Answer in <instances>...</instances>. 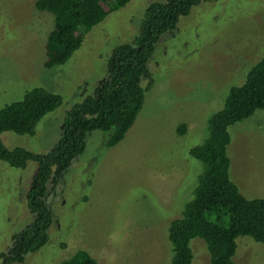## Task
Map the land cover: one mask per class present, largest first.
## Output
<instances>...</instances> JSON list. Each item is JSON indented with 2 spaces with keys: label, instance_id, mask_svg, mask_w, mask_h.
I'll use <instances>...</instances> for the list:
<instances>
[{
  "label": "rangeland",
  "instance_id": "374dc122",
  "mask_svg": "<svg viewBox=\"0 0 264 264\" xmlns=\"http://www.w3.org/2000/svg\"><path fill=\"white\" fill-rule=\"evenodd\" d=\"M34 1L0 0V108L35 86L62 101L33 133L9 130L0 137L8 148L42 153L59 138L66 110L108 77L112 48L138 34L146 5L164 0H129L85 33L67 61L50 68L43 62L52 14L35 9ZM263 41L264 0L202 1L180 17L147 60L153 83L133 124L111 147L108 132L92 130L59 181L47 183L44 200L54 217L48 240L17 264H56L77 249L98 264H168V224L181 215L202 172L188 150L204 140L208 117L244 81ZM228 131L229 177L245 197H264V108ZM35 171L32 160L23 168L0 161V251L32 219L26 193ZM236 244L234 261L264 264V244L247 235ZM190 246L192 264H208L204 240L194 237Z\"/></svg>",
  "mask_w": 264,
  "mask_h": 264
},
{
  "label": "trees",
  "instance_id": "16d2710c",
  "mask_svg": "<svg viewBox=\"0 0 264 264\" xmlns=\"http://www.w3.org/2000/svg\"><path fill=\"white\" fill-rule=\"evenodd\" d=\"M129 0H35L34 7L52 14L53 24L44 43L45 67L67 61L81 44L85 33L111 11ZM202 1L164 0L149 2L130 42L118 43L106 60L108 77L91 95L72 104L65 112L61 133L52 147L42 153L24 147H6L0 137V161L23 168L27 160L36 162L26 201L32 219L22 231L11 236L6 251H0V264L22 262L28 252L36 251L48 240L53 223L51 207L45 202L47 183L55 185L72 159L85 148L86 136L95 129L108 132L105 145L118 143L133 124L143 104L145 91L153 79L147 68L160 36L177 27L180 17ZM146 80L143 87L142 80ZM58 93L35 86L22 98L0 108V134L13 131L31 134L40 118L61 104ZM264 108V41L259 59L248 69L240 85L231 86L222 106L207 119L204 140L189 148L188 154L202 165L192 197L181 215L171 219L167 235L171 244L168 264H192L190 240H204L208 264H255L236 262V238L247 235L264 244V197L247 198L229 177V126L242 121L256 109ZM186 125L177 126L183 134ZM56 264H98L85 250L77 249Z\"/></svg>",
  "mask_w": 264,
  "mask_h": 264
}]
</instances>
